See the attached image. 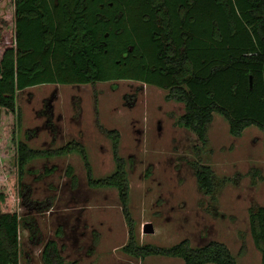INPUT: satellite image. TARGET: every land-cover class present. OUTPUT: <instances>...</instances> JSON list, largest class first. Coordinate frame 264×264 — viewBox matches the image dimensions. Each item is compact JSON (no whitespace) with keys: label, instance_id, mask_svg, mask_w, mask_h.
<instances>
[{"label":"rangeland","instance_id":"rangeland-1","mask_svg":"<svg viewBox=\"0 0 264 264\" xmlns=\"http://www.w3.org/2000/svg\"><path fill=\"white\" fill-rule=\"evenodd\" d=\"M14 20L13 0H0V31L13 27ZM4 49L0 45V57ZM167 92L131 79L44 83L20 90L17 113L0 111V190L17 177L18 140L48 149L77 139L89 152L95 176L111 174L116 169L112 140L100 126L116 128L140 244L171 246L189 238L199 246L220 240L239 264H263L249 209L264 205V129L252 125L234 136L227 119L215 113L209 143L202 146L196 133L179 122L185 104L166 100ZM198 160L219 177L217 203L198 184L193 167ZM69 165L78 176L76 187ZM17 199L20 264H45L42 252L49 240L58 242L66 264H185L179 257L141 259L122 250L129 227L119 191L91 187L78 152L31 159L17 185ZM147 223L154 225V233L144 231Z\"/></svg>","mask_w":264,"mask_h":264},{"label":"trees","instance_id":"trees-1","mask_svg":"<svg viewBox=\"0 0 264 264\" xmlns=\"http://www.w3.org/2000/svg\"><path fill=\"white\" fill-rule=\"evenodd\" d=\"M13 8L14 26L0 31L1 112L17 113L18 92L27 87L131 79L166 89V100L184 103L179 122L202 146L209 143L215 113L227 119L234 136L252 125L264 129V0H13ZM100 127L112 140L116 163L103 177L95 176L89 152L77 139L48 149L16 142L18 174L0 190V264L21 263L17 185L26 165L35 157L71 152L81 154L91 187L118 189L129 227L125 253L179 257L185 264H239L220 240L199 246L189 238L171 246L140 244L127 161L120 153L122 135ZM193 167L200 188L217 203L214 169L200 160ZM67 173L76 187L73 165ZM249 219L264 264V205L250 207ZM42 258L45 264H66L56 240L45 244Z\"/></svg>","mask_w":264,"mask_h":264},{"label":"water","instance_id":"water-1","mask_svg":"<svg viewBox=\"0 0 264 264\" xmlns=\"http://www.w3.org/2000/svg\"><path fill=\"white\" fill-rule=\"evenodd\" d=\"M144 231L146 233H154L155 232V228H154V225L152 223H147L145 224L144 226Z\"/></svg>","mask_w":264,"mask_h":264},{"label":"crops","instance_id":"crops-1","mask_svg":"<svg viewBox=\"0 0 264 264\" xmlns=\"http://www.w3.org/2000/svg\"><path fill=\"white\" fill-rule=\"evenodd\" d=\"M71 153H73V152H71ZM71 153H69V154H71Z\"/></svg>","mask_w":264,"mask_h":264}]
</instances>
